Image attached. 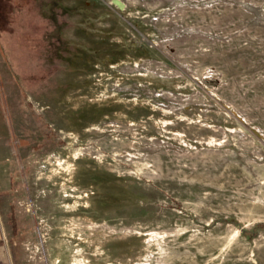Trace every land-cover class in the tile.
Masks as SVG:
<instances>
[{
	"label": "rangeland",
	"instance_id": "374dc122",
	"mask_svg": "<svg viewBox=\"0 0 264 264\" xmlns=\"http://www.w3.org/2000/svg\"><path fill=\"white\" fill-rule=\"evenodd\" d=\"M15 264H264V0H0Z\"/></svg>",
	"mask_w": 264,
	"mask_h": 264
},
{
	"label": "crops",
	"instance_id": "0c3cea01",
	"mask_svg": "<svg viewBox=\"0 0 264 264\" xmlns=\"http://www.w3.org/2000/svg\"><path fill=\"white\" fill-rule=\"evenodd\" d=\"M13 179L0 175V264H15L14 253L7 238V222H11V210L5 211L6 198L12 193Z\"/></svg>",
	"mask_w": 264,
	"mask_h": 264
},
{
	"label": "trees",
	"instance_id": "16d2710c",
	"mask_svg": "<svg viewBox=\"0 0 264 264\" xmlns=\"http://www.w3.org/2000/svg\"><path fill=\"white\" fill-rule=\"evenodd\" d=\"M260 230H263L264 232V224H258L252 230L244 231V234L252 238L257 235Z\"/></svg>",
	"mask_w": 264,
	"mask_h": 264
}]
</instances>
